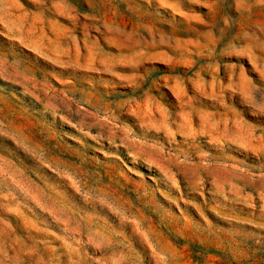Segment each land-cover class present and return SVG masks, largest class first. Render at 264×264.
<instances>
[{"label":"rangeland","instance_id":"obj_1","mask_svg":"<svg viewBox=\"0 0 264 264\" xmlns=\"http://www.w3.org/2000/svg\"><path fill=\"white\" fill-rule=\"evenodd\" d=\"M0 264H264V0H0Z\"/></svg>","mask_w":264,"mask_h":264}]
</instances>
